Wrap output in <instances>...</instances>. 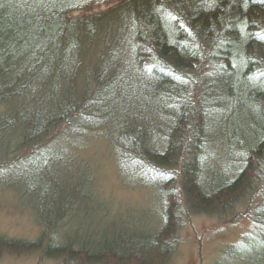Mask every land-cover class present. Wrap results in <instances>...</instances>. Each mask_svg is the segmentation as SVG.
Returning <instances> with one entry per match:
<instances>
[{"label":"trees","instance_id":"obj_1","mask_svg":"<svg viewBox=\"0 0 264 264\" xmlns=\"http://www.w3.org/2000/svg\"><path fill=\"white\" fill-rule=\"evenodd\" d=\"M129 97L140 105L132 119ZM116 112L111 146L159 177L164 223L66 256L28 250L76 264H165L187 216H222L243 198L255 199L245 213L255 228L228 253L255 231L264 240V0H0V168L17 170L48 229L78 191L54 175L48 151ZM214 137L236 162L225 173L210 163ZM0 240V250L14 243Z\"/></svg>","mask_w":264,"mask_h":264},{"label":"rangeland","instance_id":"obj_2","mask_svg":"<svg viewBox=\"0 0 264 264\" xmlns=\"http://www.w3.org/2000/svg\"><path fill=\"white\" fill-rule=\"evenodd\" d=\"M107 6L101 3L92 11H102ZM122 107L128 110L130 119L140 114L137 112L140 105L131 97L123 101ZM119 120L121 115L117 112L86 120L87 128L80 133L75 130L70 140L48 151L56 169L54 175L69 180V186L78 185V191L70 195L74 203L63 211L58 210L60 223L57 227V223L53 225L54 229L44 226L36 215L34 200L29 198L17 170L0 168V239L14 242L10 248L0 250V264H76L58 253L47 256L27 248L34 244L37 248H62L66 256L88 240L99 247L103 243L142 239V233L146 234L156 223H164L154 188L159 177L143 168L135 155H124L121 148L111 146L112 133ZM146 124L142 126L145 128ZM156 124L151 126V134L157 131ZM224 144V140L216 137L208 144L213 171L220 173L235 167L236 163L232 164L228 158L232 153L226 155ZM78 147L84 148L81 158L69 159ZM260 185L255 182L256 187ZM246 201L247 198L241 199L222 216L215 213L187 216L177 231L176 246L165 264H264V240L256 238V231L237 244L244 245V251L228 253L232 250L229 246L255 228V223L245 214L247 210L253 211L255 199L250 204ZM66 247L71 251L68 254H65Z\"/></svg>","mask_w":264,"mask_h":264}]
</instances>
